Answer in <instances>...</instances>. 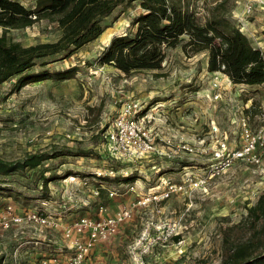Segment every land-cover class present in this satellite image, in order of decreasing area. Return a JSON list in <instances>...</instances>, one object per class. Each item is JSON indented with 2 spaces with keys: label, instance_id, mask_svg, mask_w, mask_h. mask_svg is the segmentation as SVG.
<instances>
[{
  "label": "rangeland",
  "instance_id": "374dc122",
  "mask_svg": "<svg viewBox=\"0 0 264 264\" xmlns=\"http://www.w3.org/2000/svg\"><path fill=\"white\" fill-rule=\"evenodd\" d=\"M20 1L27 7L36 3ZM215 1L192 0V5L203 20L206 7ZM249 2L252 0H231L230 16L244 27L253 45L264 52V4H255L252 15L245 16ZM142 11L138 1L118 9L106 20L111 25L99 38L68 59L48 65L39 62L31 69L65 70L78 66L73 78L31 82L13 93L10 90L16 78L0 85L1 158L21 159L35 151L73 153L49 159L35 169L0 176V184L16 189L17 195L22 194L18 200L25 203L0 194V213L12 204L18 213L25 208L40 209L59 221L56 227L24 223L0 229V251L9 247L13 234L10 231L24 230V235L45 234L51 240H41L37 248L58 250L65 257L76 238L65 234L71 222L85 216L99 219L129 210L130 217L114 235L94 246L86 264H135L137 241L143 234L151 241L145 256L147 264H219L225 255L223 230L244 220L247 207L264 192V155L259 165L239 160L219 174L211 175L208 171L213 162L212 150L219 140L225 138L239 145L243 116H249L252 129L261 123L264 85H237L221 75L218 90L213 85L215 74L206 67L208 53L186 54L181 45L167 50L160 70L125 75L98 62L113 37L134 30L132 20ZM114 16L117 19L111 21ZM59 35L60 31L47 20L9 31V37L23 45L54 41ZM218 91L222 96L215 99ZM131 100L141 102L145 110L156 108L155 121L146 127L161 150L118 159L108 152L105 135L122 104ZM163 138H170L174 145H168ZM177 143H186L195 150L174 151ZM80 148L92 149L100 156L74 155ZM110 168L135 180L119 183L95 179L93 174ZM51 176L56 178L48 183L47 198L41 188L43 177ZM196 176L206 178V184L195 187L185 179ZM167 182L183 185L186 191L157 199L168 191ZM100 184L104 191L95 195L93 189ZM111 191L116 192L114 196H110ZM150 197L145 204L138 203L141 198ZM169 228L173 234L161 240ZM27 239L36 240L23 236L13 244Z\"/></svg>",
  "mask_w": 264,
  "mask_h": 264
},
{
  "label": "trees",
  "instance_id": "16d2710c",
  "mask_svg": "<svg viewBox=\"0 0 264 264\" xmlns=\"http://www.w3.org/2000/svg\"><path fill=\"white\" fill-rule=\"evenodd\" d=\"M136 1L143 11L132 20L134 30L113 37L98 58L100 64L111 66L125 75L160 70L167 50L181 45L186 54L207 52L208 70L222 72L234 84L264 85V52L253 45L249 36L231 18V0H216L207 6L203 20L192 0H36L33 7H27L20 0H0V85L16 78L10 90L13 93L31 82L73 78L78 66L65 70L31 69L39 62L48 65L70 58L103 34L111 25L106 20L118 9ZM116 19L114 16L111 21ZM42 20L53 23L60 31L56 40L23 45L9 37L11 29L31 27ZM251 107L246 111L249 112ZM66 154L73 153L35 151L16 160L0 157V176L35 169L49 159ZM74 155L100 156L92 149L81 148ZM93 175L98 181L129 183L135 180L133 176L119 174L114 177ZM55 178L43 177L41 189L47 198L50 197L48 183ZM16 192L5 183L0 184V194L24 203L18 200L22 194ZM21 205L26 207L27 204ZM223 235L225 255L219 264H264V192L247 207L244 220L227 226ZM3 260L1 255L0 264Z\"/></svg>",
  "mask_w": 264,
  "mask_h": 264
},
{
  "label": "built area",
  "instance_id": "2783aa9c",
  "mask_svg": "<svg viewBox=\"0 0 264 264\" xmlns=\"http://www.w3.org/2000/svg\"><path fill=\"white\" fill-rule=\"evenodd\" d=\"M255 4L262 5L264 4V0H252V2L247 3L244 10L245 16L252 15ZM243 28L241 27L244 31ZM213 74H215L213 85L218 90L221 85V75L227 77L230 81L228 76L220 71L213 72ZM221 96V91H218L215 94V99H220ZM155 109L145 110L143 104L137 100L127 101L122 104L121 109L115 117L113 126L106 131L105 135L106 148L113 157L118 159L125 157L132 158L148 152H160V147L158 148L155 144L156 138L152 135L150 129L146 127L148 123L155 121V114L157 112ZM249 120V116H243L241 119L239 145L230 143L225 138L218 141V145L212 150L213 162L208 170L209 174H219L239 160L256 165L262 163L264 155V114L261 118V123L255 129L251 128ZM212 129L213 131L217 130L215 124H213ZM162 140L170 146L174 145V142L170 138H163ZM175 147L174 151L193 152L195 150V148L186 143H177ZM118 173L119 170L110 168L106 172L98 171L95 175L96 177H114ZM185 179L190 184H194L195 187H200L207 182L203 176H196L195 179L186 177ZM85 182H88V178H86ZM167 186L168 191L164 192L159 198L155 196L157 199L168 198L173 192L179 190L186 191L183 185L167 182ZM100 187H103V185L100 184L99 188L98 186L94 187L93 192L95 195L100 194ZM130 188L134 189L133 186ZM115 193V191H111L110 196H114ZM150 199L151 197L141 198L138 203L145 204ZM130 215L129 210H122L105 218L95 219L85 216L71 222L65 229L67 237L76 236L75 239H72L71 252L65 257L60 255L50 256L44 259L42 264H86L94 246L114 235L118 231L119 225ZM24 223L56 227L59 221L50 214L41 212L40 209L25 208L23 212L18 213L12 204L6 206L4 211L0 213V229L6 230L14 225ZM172 234L173 229L169 228L167 234L160 237V239L167 240ZM150 243L148 235L143 234L139 237L137 241L139 249L134 253L135 264H147L145 256L150 251Z\"/></svg>",
  "mask_w": 264,
  "mask_h": 264
},
{
  "label": "crops",
  "instance_id": "0c3cea01",
  "mask_svg": "<svg viewBox=\"0 0 264 264\" xmlns=\"http://www.w3.org/2000/svg\"><path fill=\"white\" fill-rule=\"evenodd\" d=\"M36 4V3H35ZM245 32V31H244ZM247 34V32H246ZM248 35V34H247ZM249 36V35H248ZM206 67L208 69V58H207V62H206ZM209 71V70H208ZM209 73H213L211 71H209ZM239 85V84H237ZM10 200H12L11 197H9ZM19 203V202H18ZM4 204V202H3ZM22 226V225H20ZM13 233V234H11ZM19 233V234H17ZM25 231L24 230H20L18 232H14V231H10V241L8 244L9 247L6 248V250L4 251H0V256H4V260L2 264H42L43 260L53 256V255H60L62 256V253H60L61 251L55 250V251H46L45 249L37 248L36 244H38L39 242H41V240H51V239H47L45 238V234H39V235H24ZM21 234V235H20ZM32 237L33 239H36L35 241L32 240H23L22 242H20L18 245H14V242L19 241V239H21V237ZM40 240V241H38ZM12 245V246H11ZM43 245V243L41 244ZM59 252V253H57ZM67 254V253H66Z\"/></svg>",
  "mask_w": 264,
  "mask_h": 264
}]
</instances>
